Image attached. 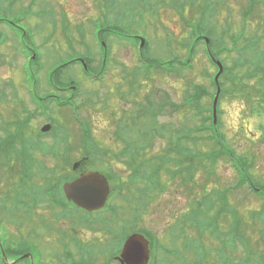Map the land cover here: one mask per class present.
Listing matches in <instances>:
<instances>
[{
	"label": "rangeland",
	"instance_id": "1",
	"mask_svg": "<svg viewBox=\"0 0 264 264\" xmlns=\"http://www.w3.org/2000/svg\"><path fill=\"white\" fill-rule=\"evenodd\" d=\"M249 2L248 0H0V19L6 20L0 22L2 34L0 143L3 144L9 134L12 136L18 134L19 127L13 122L17 118L27 117L28 113L31 117L25 123L26 128L21 130L20 139L35 140L33 137L42 134L40 140L49 147L53 146L56 142L54 135L50 132L43 134L41 131L46 123H54L47 118V114L61 123L66 135L65 146L59 143L56 145L59 148L52 149L55 152L49 155L43 153L41 149L36 150L35 156L30 154L25 164L19 165L12 161L10 164L14 163L13 168L1 163L4 159L0 155V160L2 159L0 161V239L5 248L20 243L25 244L29 251L35 254L36 264H73L71 260L63 258L66 256V251H72V259L78 264L77 258L73 255L74 252H78V248L72 241L77 237L80 241L77 242L80 250H84L81 258L101 262L105 261V258L101 257L102 253L109 250V247H113L114 254L118 251L124 234L138 230L148 234L149 230L154 235V241L160 240L169 251L161 252L155 259L156 264H196L199 262L195 257L199 256L195 248H192V238L197 233L194 229H187L189 238L184 239V234L181 232L183 220L185 218L191 220L192 209L196 206L192 205L194 200L201 202L205 197H209L210 201H217L216 208L212 209L211 213H216L220 202L227 203L235 211L237 210L239 215L247 216L248 220H250L249 216H252V211H261L264 208V201L257 196L234 188L238 175L227 156H219L214 168L215 173L212 175L206 173L208 161L205 162V166L203 165L197 173L198 186L187 184L181 177L170 179L163 174L162 180L166 184V190L162 192L158 189L149 194H143L148 192L145 182L139 183L138 192L131 191L136 190L128 180L133 169L119 162V160L124 161L123 158L112 157L114 152L120 150L115 135L118 123L128 130L139 131L143 136L154 132L152 124L155 122L164 125L165 129H173V134L184 125L192 128L200 123V116L195 117V110L190 107L186 111L165 108L156 121H151L147 115L151 104L148 102V97H144L148 93L156 103L160 104L163 101L161 96L170 93L172 101L179 105L193 93L191 83L207 87L214 95L211 76H215L218 70L208 60L204 44L198 48V54L193 59V68L181 74H165L154 70L148 78H145L144 71L136 69L140 65L138 42L123 40L109 33L103 35L108 46L105 60L109 63L102 80L88 79L81 66L71 61L73 55L81 58L83 54L88 56L85 59L91 62L95 73L101 70L104 56L94 39L95 28L101 24L128 37H143L147 55L158 60H167L173 56L186 59V48L181 45H185L190 40L191 34L185 21H195L202 18L203 14H207L203 26L210 30L214 40L213 51L217 53L218 59L224 60L225 66L229 67L239 58L238 50L250 46L251 37L264 38V5L257 2L256 9L250 10L245 20L243 13L249 9ZM12 26L25 29L26 39L28 38L37 53L35 59L39 60L37 64L32 65V68L38 78V92L44 95L45 99L55 93L47 86L46 74L56 65L58 66L55 82L60 80V83L63 82L62 86L67 88L72 84L80 86L76 101L79 104L87 102L86 106L79 110L81 118L90 122L98 142L111 150L104 157L94 156V167L103 168L111 164L112 169L127 184L123 196L120 198L113 196L111 200L112 207L116 209L109 211V221L92 223L90 219L98 220L99 216H91L84 212H78V218L61 217V215L58 217L55 214L58 210L50 207L51 204L43 200L37 207L33 206L32 192L36 189H44L49 182L58 181V178L56 179L58 174L64 175L70 171V167L63 164L62 155L65 154L66 158L73 162L84 153L83 145L88 141L83 138V132L72 119L68 108H58L49 102L47 114H44L32 102L25 86L28 81L23 78L25 75L23 68L29 58L21 52L20 38L15 35ZM242 29H245L246 34L240 39L236 34ZM224 30L227 31L223 33ZM234 41L237 42L234 50L219 52L218 49L223 46L232 49ZM262 47H264L263 42L260 43V48L264 49ZM54 64L56 65L53 66ZM28 68L29 64L25 70L27 71ZM123 68L129 76H125L126 72ZM130 74H138V80H132ZM245 81L247 88L242 92V89H239L241 87L239 85V88L237 85L235 87L231 81H226V84L221 83L219 96H222L219 99L220 112L217 113L216 124L221 142L230 147L243 162L251 165L249 173L255 181H258L257 183H264V103L260 105V100L258 102L259 90L254 91L255 79L246 78ZM226 90L227 94L223 95ZM69 92L70 90L63 95L66 97ZM248 93H251V96H248ZM203 100L210 110L211 99L206 97ZM135 102H140L141 107L132 113L134 106H137ZM123 113L127 115L122 116ZM209 134L210 132L206 133L207 138ZM151 138L154 147L148 149V154L163 152L162 149L166 146L162 141L163 137L156 133ZM215 147L214 141L207 139V141H199L196 149L208 153ZM94 153L98 152L95 150ZM92 166L91 163L87 168L92 169ZM20 170L23 176L20 175ZM116 183L118 182L113 181L112 185ZM204 186L207 190H204ZM218 189L226 193L227 202L225 197L222 200L216 199L221 197L217 193L213 194ZM73 211L71 209L69 216ZM245 216L239 218L244 220ZM225 217H231V213H223L220 222H223ZM46 222L51 229L56 226L55 231L54 228L50 231L43 230ZM106 225L112 227V234L110 232L99 234L94 230L97 227L106 228ZM35 236L41 245L36 243L38 240ZM206 237L205 244L213 247L210 246V242L213 244L215 242L212 239L209 242ZM252 237L254 243L259 244V237L256 235ZM149 239L152 242L153 238L149 237ZM262 247L263 245L259 244L256 251L260 252ZM40 251L42 258L37 254ZM111 264L117 263L113 260Z\"/></svg>",
	"mask_w": 264,
	"mask_h": 264
},
{
	"label": "trees",
	"instance_id": "2",
	"mask_svg": "<svg viewBox=\"0 0 264 264\" xmlns=\"http://www.w3.org/2000/svg\"><path fill=\"white\" fill-rule=\"evenodd\" d=\"M257 2L263 3L264 5V0H255L251 2L249 9L244 13L245 20L248 18L250 10L254 11L256 9ZM206 15L207 14H203L202 18L195 21H185L191 34L190 40L185 45H181L186 48V59L172 57L163 63H156L160 60L149 56V54L147 55V47L143 49L145 78H148L150 73L156 69L162 70L163 73L171 72L172 74H181L189 68L192 69L194 63L193 59L195 55L198 54L199 46L202 44L205 45V36H209L210 43L208 47L217 55V53L213 51L214 40L210 35V30L203 26L204 22H206ZM226 31L227 30H224L223 33ZM106 32H110V30L101 31L102 34ZM115 33L118 34V32ZM241 35L243 34L241 33ZM250 41V46L238 50L239 58L234 60L232 66H226L221 78L224 84H226V81H231L232 85H237V87L239 85L241 88H238L240 90L242 89L241 92L247 88L246 78L249 80L255 79L254 91L259 90L258 98L260 99H258V102L260 100L259 104L262 105L264 103V49L260 48V43L263 42L264 44V38L253 36ZM234 42L237 44L236 41ZM218 50L219 52H223L221 49ZM206 56L211 62L207 53ZM237 69H240V71H237ZM55 72L56 69L52 74L53 80L57 79V73ZM133 77L138 80V74H133ZM211 78V84L216 88L213 77L211 76ZM192 89L193 94L188 95L186 97L187 99L185 98L179 105L172 101L168 93L166 96H161L163 101L160 104L156 103L148 94L146 97L149 98L148 102L151 104V107L147 115H149L151 121H156L158 115L163 113L165 108H174L175 111H186L190 107L195 110V117L200 116L199 124H195L192 128L184 125L178 129L176 134H173V129H165L163 127L164 125L155 122L152 124L154 132L146 136L141 135L139 131L135 132L128 130L124 125L120 124V127L115 131L117 138L116 142H118L120 150L119 152L111 153L112 157L116 158L119 156L123 158L124 161L119 160V162L133 169L130 174L131 176L128 177L132 188H135L138 192L139 183L145 182L144 185L146 186V191H148L145 193H151L158 189L162 192L166 190V184L162 180L163 174L169 176L170 179L181 177L187 184L192 183L198 186L199 181L197 173L203 168V165L205 166V162L208 161L206 173L210 175L212 173L211 167L213 168V165L217 163L219 155H224V157L227 156L230 158L234 166L239 170L240 181L237 183V187L249 193L252 186L251 181L253 180V177L249 173V167H251V165L247 162H243L242 159L234 154L230 147L225 146L224 143L221 142L220 134L216 128L217 125L214 124L212 109L208 110V112L205 110L206 103L203 99L207 97L213 100L214 95L211 94L207 87L201 84H192ZM227 92L226 90V93L223 95L227 94ZM247 95L251 96V93ZM86 103V101L82 103V108L86 106ZM156 106L158 108H156ZM135 111H132V113ZM208 122H210V124H208ZM209 125L215 128L212 129ZM22 129L23 127H20V132ZM210 130L213 131V135H216V137L213 138L216 147L208 153L197 151L196 148L199 141L212 139L209 136L208 138L206 137V133ZM55 132L58 140L66 139L62 125L56 127ZM82 132L83 138L88 141L83 145V154L90 156L88 159L90 164H95L93 159L94 156L104 157L111 152L107 146H103L98 142L90 122H88V124L85 123ZM156 133L163 137L162 141L166 143V146L162 149L163 152L160 154H148V149L154 147V141L151 137H154ZM15 139L16 137L9 136L4 139L3 144L0 143V155L1 158L4 159L1 163L9 165L10 168H13V163L10 164L12 157L16 159L22 158V164H25L27 157H30V154L33 155L34 150L37 149V146L33 147L34 150L30 151V153L28 147L24 146L21 148L16 146V142H14ZM40 145L44 152H52V149L59 148V146H56L59 145V143L51 147L44 143ZM95 150L98 153H94ZM110 159L113 160L112 158ZM110 166L111 164L105 165L102 169L110 180L118 182V193L123 196V191L126 189L125 185L127 184ZM262 188L264 189V185H262ZM204 190H207V187H205ZM220 195L226 199L225 192L220 193ZM222 197L218 198L222 200ZM205 198L207 199L206 201ZM205 198L201 202L194 200L192 205L194 206L195 204L196 206L192 209V216L190 215L191 220L186 218L183 220L184 229L188 227L187 222L191 221L189 227L194 229L197 233V235L192 238V248H195L199 256L195 257L199 262L196 264H264V208L261 211H252V216H249L250 220H248L247 216L244 214L239 215V212L237 210L235 211L227 203L220 202V206L216 210V213H211V210L216 208L217 201H210L209 197ZM258 198L264 201V192L263 196ZM223 213H231V217H225V220L220 222ZM238 215L240 217L245 216V219L241 220ZM252 235L254 237L255 235L259 237V244L263 245L260 252L256 251V247H259V244L254 243ZM148 236L153 238L152 247L156 255L160 253L161 249L167 250V248L161 244L160 240L154 241L155 238L152 233H148ZM205 237L209 242L212 239L217 245L210 242V246L213 247L207 246L204 242ZM200 249H202V251Z\"/></svg>",
	"mask_w": 264,
	"mask_h": 264
},
{
	"label": "flooded vegetation",
	"instance_id": "3",
	"mask_svg": "<svg viewBox=\"0 0 264 264\" xmlns=\"http://www.w3.org/2000/svg\"><path fill=\"white\" fill-rule=\"evenodd\" d=\"M25 44L28 48H30L32 46L31 42H29V41L26 42ZM107 52H108V49H107ZM58 88H59V91L57 93H53L52 96L56 97L59 101H65V100L70 99V97H71L70 95H67L66 97L63 95V93L65 94V92L68 89L66 86L58 85ZM34 89L38 93V80L35 81ZM38 96H39V98L45 97L44 95H42L40 93H38ZM71 101L73 103H75L74 99ZM78 160L81 161V163L79 164V166L76 170V172H77L76 177H78L81 172L88 169L87 168V166H88L87 161H85V160L82 161V157H79ZM74 178H72V179H74ZM40 197H38L36 200H34L33 206L37 207L42 200L49 202L51 204L50 207H53V208L55 207V209L58 210V211H55V214L58 217H59V215H61V217L68 216L69 218H72V216H75L76 218H78V216H77L78 212H82L81 208L77 207V205L73 201L67 200L66 197L60 196L58 200H55L53 198L52 202L46 196H42V198H40ZM30 206H31V204H30ZM111 208L112 207L108 208V205H107L103 209H100L98 211L93 212V215H97V216H99V218H98V220H94L92 223H97L98 221L99 222L109 221L108 217L110 215L108 212ZM71 209L74 211H73L72 215L69 216ZM55 227H53L54 231H55ZM52 229H51V227H49L47 222H46V224H44L43 230L50 231ZM94 230L99 234H103L104 232L105 233L110 232L112 234V232H113V229L110 225H106V228L97 227ZM36 231H38V230L36 229ZM37 233H36V235H37ZM35 237L37 239V236H35ZM107 237H109V236H107ZM110 238L112 239L111 236H110ZM72 241L75 243V245L78 248V252L73 253L74 257L77 258V260H78V264H111V262H113L114 258H116V260H117L118 254H114L113 247H109V250H106L105 252L102 253L101 257H104L105 261L104 260L101 262H99L98 260L90 261V260H86L84 258H81L84 250H82V249L80 250V246L77 243V242H80L79 239H77V237H76V238H73ZM36 243L40 244L39 240ZM2 245H3V243H2ZM4 250H5V256H3V252L0 251V261H1L0 264L1 263H4V264H36L35 254L30 252L29 248L25 244L20 243V244L12 245L9 248L4 247ZM71 252L72 251H66L65 252L66 256L63 258H65L66 260H71L73 262V264H75L73 259H72L73 257H72ZM37 254H38L39 258H42V251H40V253H37ZM101 257H98V258H101Z\"/></svg>",
	"mask_w": 264,
	"mask_h": 264
},
{
	"label": "water",
	"instance_id": "4",
	"mask_svg": "<svg viewBox=\"0 0 264 264\" xmlns=\"http://www.w3.org/2000/svg\"><path fill=\"white\" fill-rule=\"evenodd\" d=\"M208 42V39H207ZM144 39L142 40V46H144ZM219 66V72L215 77L218 83L219 76L223 72V64L217 61ZM220 92L218 88V94L214 100V117L216 122L217 115V101ZM50 125H46L43 131H48ZM77 164H75L76 168ZM64 190L69 199H72L78 206L88 210H99L106 204L109 194L110 185L105 177L97 171L84 172L78 179L73 182L66 183ZM150 258L149 241L139 233L131 235L124 243L121 261L123 264H147Z\"/></svg>",
	"mask_w": 264,
	"mask_h": 264
},
{
	"label": "bare ground",
	"instance_id": "5",
	"mask_svg": "<svg viewBox=\"0 0 264 264\" xmlns=\"http://www.w3.org/2000/svg\"><path fill=\"white\" fill-rule=\"evenodd\" d=\"M63 164H66V165H68V167H70V171L67 173V174H64V175H62V174H58L57 176H56V179L58 178V180L62 177V179L64 178L63 176H67V180L62 184V188H61V190H62V193H63V197H66L67 198V200H70V201H73L72 199H69L68 197H67V195H66V193H65V190H64V185L66 184V183H70V182H73V181H75L76 179H78L79 177H80V175L78 176V177H76V170H75V167H74V161L72 162V160H68V161H65V162H63ZM62 175V176H61ZM55 177V176H54ZM75 177V178H74ZM72 178H74V179H72ZM55 179V180H56ZM58 181H56V182H54V180L53 181H51V183H53V184H56ZM131 191H136V190H131Z\"/></svg>",
	"mask_w": 264,
	"mask_h": 264
}]
</instances>
